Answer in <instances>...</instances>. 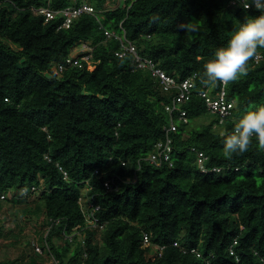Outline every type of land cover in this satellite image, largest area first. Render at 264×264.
Instances as JSON below:
<instances>
[{
    "label": "trees",
    "instance_id": "obj_1",
    "mask_svg": "<svg viewBox=\"0 0 264 264\" xmlns=\"http://www.w3.org/2000/svg\"><path fill=\"white\" fill-rule=\"evenodd\" d=\"M90 2L100 10L106 0ZM230 2L137 0L128 14H85L58 29L60 18L46 22L32 7L61 9L71 0H0V240L17 205L26 215L42 214L40 238L59 264H264V147L254 137L245 153H223L238 119L264 105V61L252 58L246 74L226 84L236 107L223 126L198 94L203 86L222 87L207 82L204 64L227 43L233 19L260 14ZM121 23L139 53L166 73L180 80L196 74V90L181 105L187 121L174 114L173 151L161 165L146 158L166 139L171 97L149 70L135 68L133 56L115 55L119 40L107 39L101 24L119 32ZM80 40L94 43L95 68L57 74L56 64ZM193 148L208 156L207 171ZM107 180L117 190L107 191ZM81 196L100 205L101 229L88 223ZM64 230L73 240L60 244ZM235 239L239 261L229 252ZM44 256L50 258L46 248L27 264Z\"/></svg>",
    "mask_w": 264,
    "mask_h": 264
},
{
    "label": "built area",
    "instance_id": "obj_2",
    "mask_svg": "<svg viewBox=\"0 0 264 264\" xmlns=\"http://www.w3.org/2000/svg\"><path fill=\"white\" fill-rule=\"evenodd\" d=\"M72 4L64 8H53L51 6H41V7H32V10L35 14L43 15L45 21H53L57 18L61 19V22L58 25V29H69L72 27L74 21L85 14H95L100 13L101 18H104L106 13H111L119 9H123L128 12L134 5L137 0H106L104 7L100 10L90 2V0H71ZM248 0H231L230 4L241 3L244 7ZM247 8V7H245ZM255 8L248 7L247 9ZM121 30L116 32L115 30L109 29L104 24H101V28L104 31V35L107 39L116 38L119 40V47L115 51V55L119 58H125L127 56H133V62L135 68L147 69L151 74L156 77L163 90L167 92L171 97V102L165 105V110L169 116L168 123L165 127L166 129V139L164 141H159L155 145L154 152L150 153L146 158L150 163L155 165H161L164 161H168L171 158V153L173 151V139L170 136V132L175 130L176 124L174 120V114L179 115V120L187 121V110L182 108V104L189 101L192 98L193 92L196 90V74L189 76L185 79H177L173 75L166 73L159 65L146 56H143L139 53L137 46L127 38L126 30L120 24ZM77 46L76 50L75 47ZM73 47L70 54L65 57L64 60L58 62L55 66V72L57 74H62L68 68H84L88 66L90 69H94L96 65V60L94 58V48L95 45L91 40H80L77 45ZM74 50V52H73ZM255 64H258L264 61V55L260 52L256 53L253 57ZM198 94L201 98L205 100L207 110L213 114L216 119V127H221L224 125L226 119L232 116V112L236 107V101L234 99H229L227 96L226 84L222 83V87L214 92L211 86H203ZM193 151H196L197 160L200 168L203 171L208 169L205 166V163L208 159V156L203 151H198L193 148ZM46 158L50 161L51 158L49 155H46ZM125 164V163H124ZM172 165V162L170 163ZM60 170L63 171L64 176L67 178L68 174L59 166ZM213 171H221L220 167H213ZM98 172V171H96ZM136 179V178H135ZM104 186L107 191L117 190L115 180H107L104 182ZM37 190L36 186L31 187V191L27 189H22L21 194L28 196L29 193H32ZM5 194L1 196L4 198ZM83 212L86 216L88 223L91 227L101 229L103 225H100L98 218L95 216V212L100 209V205L96 204L93 196L85 197L81 196L79 199ZM51 225L46 227V234L51 230ZM84 236V234L82 235ZM63 240H73V235L67 234L65 230L62 233ZM151 244V233H143V246L147 247ZM179 243L176 242L177 246ZM31 248L35 253L43 254L45 248L50 253L51 264H59L58 260L51 254L50 246L48 241L43 240L41 243L40 236L34 235L30 238ZM237 245V239L234 240V243L230 245L229 252L232 255L236 256V260L239 261V257L236 255L234 246ZM157 249L162 251L164 246H156ZM185 251V250H184ZM192 252L196 253L198 257H201V253L197 248L191 249ZM204 264H209V260H206Z\"/></svg>",
    "mask_w": 264,
    "mask_h": 264
},
{
    "label": "clouds",
    "instance_id": "obj_3",
    "mask_svg": "<svg viewBox=\"0 0 264 264\" xmlns=\"http://www.w3.org/2000/svg\"><path fill=\"white\" fill-rule=\"evenodd\" d=\"M245 7H255L260 14L247 16L243 21L233 19L227 43L217 48L204 64V74L211 85L218 82L227 84L246 74L248 62L258 48L264 47V0H248ZM181 27L185 31L194 30L188 25ZM254 137L260 147H264V105L248 110L238 119L233 131L223 140L224 156L231 158L245 153Z\"/></svg>",
    "mask_w": 264,
    "mask_h": 264
},
{
    "label": "rangeland",
    "instance_id": "obj_4",
    "mask_svg": "<svg viewBox=\"0 0 264 264\" xmlns=\"http://www.w3.org/2000/svg\"><path fill=\"white\" fill-rule=\"evenodd\" d=\"M77 46L74 50H76ZM73 50V52H74ZM214 115L210 114L209 118L212 119ZM9 219H5L6 235L1 239L0 243V260H13L18 259V264H27L31 260V254L34 253L29 245L30 238L34 235L41 237L43 228V216L24 214L20 212L19 206L14 205L9 209ZM41 239V238H40ZM63 239L59 238L60 244ZM43 244V239L41 240ZM51 264V258L44 256L39 263Z\"/></svg>",
    "mask_w": 264,
    "mask_h": 264
}]
</instances>
